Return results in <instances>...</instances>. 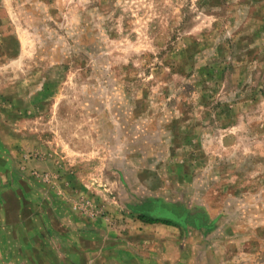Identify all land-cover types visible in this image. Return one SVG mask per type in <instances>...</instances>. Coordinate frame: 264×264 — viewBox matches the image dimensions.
<instances>
[{
  "label": "rangeland",
  "instance_id": "rangeland-1",
  "mask_svg": "<svg viewBox=\"0 0 264 264\" xmlns=\"http://www.w3.org/2000/svg\"><path fill=\"white\" fill-rule=\"evenodd\" d=\"M1 219L73 264H264V0H0Z\"/></svg>",
  "mask_w": 264,
  "mask_h": 264
},
{
  "label": "crops",
  "instance_id": "crops-1",
  "mask_svg": "<svg viewBox=\"0 0 264 264\" xmlns=\"http://www.w3.org/2000/svg\"><path fill=\"white\" fill-rule=\"evenodd\" d=\"M33 219L35 221V218ZM34 221L32 228L35 230L36 234L32 235L30 233L24 234L23 232H17L19 230L18 226L17 231L13 233L9 231L8 225L4 224L2 219L0 220V264H73L74 257L84 254L83 250H78V254H74V251L71 249L72 240L68 235L51 233L50 236H48L51 242H53V240L56 241L57 238H63L65 240L64 246L53 244L52 249L49 245L42 246L43 243H46L48 238L46 239L40 231L41 227L35 224ZM204 222V220H201L199 224H204ZM18 224L17 222V225ZM20 224L23 228V220H20ZM181 230L182 234L180 233V236L185 233L183 227H181ZM160 239L161 241H169L168 239L163 240V237H160ZM67 243L69 244L68 247L66 246ZM97 259L98 261L96 264H105L103 249L102 252L100 251L97 254Z\"/></svg>",
  "mask_w": 264,
  "mask_h": 264
},
{
  "label": "trees",
  "instance_id": "trees-1",
  "mask_svg": "<svg viewBox=\"0 0 264 264\" xmlns=\"http://www.w3.org/2000/svg\"><path fill=\"white\" fill-rule=\"evenodd\" d=\"M140 218L144 221H147V222H154V221H157V220H154L153 218H149V219H145L143 216H140ZM165 223H169V220H165Z\"/></svg>",
  "mask_w": 264,
  "mask_h": 264
}]
</instances>
